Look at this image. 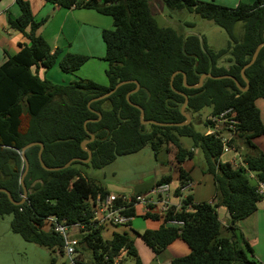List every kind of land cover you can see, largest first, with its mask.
<instances>
[{
    "label": "trees",
    "instance_id": "trees-1",
    "mask_svg": "<svg viewBox=\"0 0 264 264\" xmlns=\"http://www.w3.org/2000/svg\"><path fill=\"white\" fill-rule=\"evenodd\" d=\"M44 1L63 9H92L113 19L114 28L102 32L108 85L81 78L69 84H56L42 78L40 71L50 70L56 64L62 72L75 74L90 57L69 52L60 57L62 50H53L37 33L44 21L35 19L30 3L16 1L20 15L10 19L9 26L23 33L31 43L20 45L21 50L15 55L6 54L5 62L0 65V188L7 189L15 201L22 199L20 179L25 164L21 151L28 144L43 143L44 164L62 167L74 158H88L81 147L91 138L87 131L95 135V140L87 145L92 151L89 164L74 162L69 168L54 172L42 167L40 146L27 149L30 165L25 178L27 201L16 206L0 192V218L12 216L14 233L62 256L64 241L46 219L56 216L70 225L80 223L84 228L77 236V251L79 255L89 253L86 264H113L114 257L123 250H127L125 258L132 257L135 264H143L129 235H116L113 241H106L101 230L91 224L93 204L98 196L104 198L109 192L100 180L87 176L79 166L101 169L119 157L142 151L147 145L157 150L156 140L163 137L179 172V185L191 184L192 178L182 164L192 160L195 150H199L204 155L205 171L214 178L216 193L213 201L203 203H195L188 196L186 203L194 204L193 211L172 217L184 221V225L163 224L146 230L139 234L144 243L156 254L177 239L186 243L190 254L175 258L170 264H263L254 258L248 243L244 248L239 247L235 231L238 223L255 213L264 201L257 192L258 182H264V153L254 143V139L264 135L257 106L258 100H264V48L245 72L249 80L246 92L231 79H206L201 88L188 89L181 73L175 76L173 90L171 77L181 71L187 75L189 85H196L206 73L231 75L246 87L241 70L250 62L256 48L264 43V0L240 3L236 8L199 0H163L169 10L187 9L222 28L229 41L217 51L208 46L205 38L202 47L195 34L184 35L172 27H161L150 0ZM238 23L245 27L242 36L234 31ZM223 59H226L225 65L220 64ZM130 80L140 83V90L130 100L144 109L146 120L184 122L181 108L185 98L179 93L188 96L186 112L191 118L205 108L211 109L206 122L208 129L215 128L211 117L232 110L226 124L230 125L233 119L235 133L229 144L242 153L244 165L239 163L235 167L229 159L222 160V131L207 135L198 132L192 124L184 127L143 125L140 110L127 101V94L136 88L134 83L92 103L91 109L96 113L89 108L93 98L111 91L119 82ZM97 113L101 119L89 122L86 130L85 122L99 119ZM183 138L190 139L192 147H186ZM172 180L171 175H166L157 184ZM221 207L231 213V218H219ZM126 214L136 217V210ZM145 218L158 219L149 215ZM51 264H55L54 258Z\"/></svg>",
    "mask_w": 264,
    "mask_h": 264
},
{
    "label": "rangeland",
    "instance_id": "rangeland-1",
    "mask_svg": "<svg viewBox=\"0 0 264 264\" xmlns=\"http://www.w3.org/2000/svg\"><path fill=\"white\" fill-rule=\"evenodd\" d=\"M150 1L152 3L151 6L153 13L157 17V21L161 27H172L184 35L191 33L197 34L205 38L208 46L215 51L227 46L229 41L227 33L214 22L208 21L202 18L200 15L190 12L187 9L180 12L169 10L165 7L163 0ZM199 1L212 2L219 6L228 8H236L239 5L237 0ZM248 1L249 0H242V3L247 4L245 2ZM34 8L36 7L33 6V9ZM234 31L237 36H242L245 32L244 24L238 23L235 26ZM102 62V60H97L94 63L88 64V69H86V66L80 71L79 75L63 72L66 77L69 76V79L66 80L68 83L65 84H69L80 78L92 81L99 80V78L102 76V73L99 74V69L102 66ZM220 64L225 65L226 59H223ZM56 66L58 71L62 72L59 65L57 64ZM257 106L260 109L261 119L264 124V100H258ZM210 112V108H205L192 116L191 124L198 132L205 133L208 131L206 122L210 117ZM182 142L186 147H192V142L190 139L183 138ZM254 143L258 145L257 147H259L264 153V135L254 139ZM156 145L158 146L157 150H154L151 145H147L142 151L132 155L119 157L113 163L101 169H94L91 166L85 165H81L79 167L87 176L100 180L103 186H105V188L111 193L119 194L125 191L126 194L133 195L135 193H140V191L145 192L148 189L141 190L138 187L153 181L155 182L158 178L160 179L163 175V169H173L171 164L172 157L167 151V143L165 139L163 137H158L156 140ZM205 166L206 163L204 155L199 150L192 160L186 161L184 166L185 170L191 171V178L193 180L191 182L192 189H187L185 194L192 195L195 201L198 203L212 201L216 193L214 178L211 174L205 171ZM172 174L173 180L171 181V187L172 189H176L179 186V173L173 170ZM259 211L262 213H258V215H256L257 213L253 214L248 219V222H250V224L252 222L257 223L258 216L262 217L263 222L261 223L262 225L258 227V230H256L255 224H251V226H253L257 233H259L258 238L260 239L259 241L261 247H258V249L264 253V201L259 203L257 212ZM137 213L140 214V210L136 208V214ZM12 219L13 217L8 215L0 218V264H51L53 258L55 259V264L64 263L65 259L61 257L60 254H54L44 247L27 242L19 234L14 233L11 229ZM138 220H140V222H144L142 218H137L136 221ZM242 224L243 223L239 225L243 226ZM134 225L136 226L137 224ZM107 229L108 230L103 232V235L106 237H111L113 231H119V233H125L126 230L128 231L127 227L121 226L108 227ZM244 230H246L247 233H250L251 235L253 229L249 226V228H245ZM137 243L138 244L135 247L141 261L144 262L149 260V257L145 253L142 246H144L146 250L149 249L143 245L142 241ZM83 255L85 256L84 259L89 260L88 258H90V256L88 252H85ZM154 258H156L155 255L153 256V259ZM150 262L151 261H149V263ZM122 264H135L134 258L126 257Z\"/></svg>",
    "mask_w": 264,
    "mask_h": 264
},
{
    "label": "crops",
    "instance_id": "crops-1",
    "mask_svg": "<svg viewBox=\"0 0 264 264\" xmlns=\"http://www.w3.org/2000/svg\"><path fill=\"white\" fill-rule=\"evenodd\" d=\"M16 1L17 0H0V65H2L5 62L7 56L6 54L15 55L21 50L20 45H30L31 43L30 40L23 33L15 31L11 29L9 26V20L10 19L14 20L20 15V10L18 8ZM27 1L31 5V9L35 19L39 22L44 21L43 25L38 29L37 33L46 39V41L50 44L53 50H56L58 48L62 50L63 53L60 54V57H62V55L68 52L83 54L90 57L87 63L84 66H82L73 75H79L80 71L83 68H85L88 64L94 63L97 60H102L103 61L102 66L99 69L100 70L99 74L102 73V76L99 78V80L96 81L94 80V81L105 86L108 85V79L106 76L108 63L103 59L105 55V45L102 39V32L106 29L114 28L113 19L109 16L99 14L92 9H77V8L63 9L56 5L49 4L44 0H27ZM237 2L238 4H240L242 3V0H237ZM253 2L254 0H249L248 2L245 3L252 4ZM150 4L152 5L151 1ZM33 6L36 8L33 9ZM56 65L50 70L47 71L41 70L40 76L42 78H47L48 80L56 84L68 83L66 82V80L69 79V76L66 77L63 74V72L58 71ZM88 67L89 66H87L86 69H88ZM259 150L261 149L259 148ZM196 153H198V150L195 151V154ZM225 158L229 159L230 161L237 159L236 154L232 152L223 155L222 160H225ZM185 163L186 161L182 164L183 168L185 166ZM171 164L173 166V169L172 168L170 170L168 168L163 169L162 177L166 175H171L173 178V174H172L173 170L178 172L176 168V164L173 161H171ZM187 172L192 177L191 171H187ZM160 179L158 178L155 182L153 181L154 183L151 182L145 185H141L138 188H140L141 190H146V189L150 190V188L154 184H156ZM189 189H192V184L190 185ZM108 192L109 194H114V195L126 194L125 191L119 194L111 193L109 190ZM140 192H144V191H140ZM194 202L198 203L195 201V199ZM137 209L140 210V214L137 213L136 217L129 224L116 225L107 222L101 225L99 229L101 230V235L104 238V240L113 241L116 235L127 234L130 236V238L134 240L135 246H137L138 244L137 242L142 241L143 245H145V247H147L150 250V251L146 250L144 246H142L145 253L149 257V260L144 261L145 264L146 262L148 264L149 261H151L149 264H170V262L173 259L185 257L190 254L191 252L190 248L181 239H177L175 242L169 245L167 249H165L159 254H156L151 248H149L144 243V241L142 240L139 234L149 229L150 230L157 229L160 226H162L164 223L159 219L145 218V216L142 214L143 208L141 206H138ZM257 211L255 212L257 213L256 215H258V213H262L261 211L259 212ZM251 216L247 217L246 219L238 223L237 225L238 229H236L235 231L236 239L238 241L239 247L241 248H244L248 243L253 249L254 258L264 264V253H262L260 249H258V247H261L259 241L260 239L258 238L259 233H257L253 228V226H251V224H255L256 230H258V227L262 225L261 223L263 222V220L261 216H258L257 223L252 222L250 224V222H248V219ZM137 218H142L144 222H140V220L136 221ZM241 223H243L242 224L243 226L239 225ZM134 224L137 225L135 226ZM118 226L127 227L128 231L127 230L126 232L124 231L125 233H119V231H113L111 237H106L103 235V232L105 230H108L107 229L108 227H118ZM249 226L253 229L251 235L250 233H247L246 230H244L245 228H249ZM260 232H261V227H260ZM74 234H78V232H74ZM154 255L156 256V258L153 259ZM60 256L63 257L62 255ZM81 257L83 259L85 258V256L83 255ZM85 261L87 262V259H85Z\"/></svg>",
    "mask_w": 264,
    "mask_h": 264
},
{
    "label": "built area",
    "instance_id": "built-area-1",
    "mask_svg": "<svg viewBox=\"0 0 264 264\" xmlns=\"http://www.w3.org/2000/svg\"><path fill=\"white\" fill-rule=\"evenodd\" d=\"M232 114V110L226 111L219 116L211 117V121L215 128L208 129L207 135L216 134L217 131H224L221 136L223 142V155L228 153H235L236 160L230 161V163L237 167L238 164L244 165L242 162V155L240 151H236L229 144L234 136L235 121L230 120V125L227 115ZM253 176V175H251ZM191 185V184H190ZM189 186H178V190L172 189L171 183L154 184L150 190L140 193L121 194L114 195L108 194L104 198L98 196L96 202L93 204V216L90 219L94 228H99L104 223H112L116 225L129 224L135 217L133 215H127L126 212L136 210L138 206L143 208V215L156 216L161 220L165 226L181 227L184 225V221L172 218L177 214L185 211L186 213L193 211V203H186L188 196L185 194ZM257 192L263 197L264 200V182H258ZM27 201V200H26ZM51 225L56 234L62 237L64 241L63 257L65 259L63 264H86L82 259V255H79L77 248L79 246V240L77 236L84 228V225L78 223L70 225L66 220H60L58 217L53 216L46 219ZM78 232V234H74ZM127 250H123L120 254L113 259V264H122Z\"/></svg>",
    "mask_w": 264,
    "mask_h": 264
},
{
    "label": "water",
    "instance_id": "water-1",
    "mask_svg": "<svg viewBox=\"0 0 264 264\" xmlns=\"http://www.w3.org/2000/svg\"><path fill=\"white\" fill-rule=\"evenodd\" d=\"M195 35H197V34H195ZM197 36L199 37L200 42H201V45H202V47H203V37H201V36H199V35H197ZM262 48H264V43L260 44V45L256 48V50H255V52H254V54H253L252 59L250 60V62H249L248 64H246V65L242 68V70H241V75H242V78L244 79V81L246 82V87H242L241 84L239 83V81H238L236 78H234L233 76H231V75L214 76V75H212V74H210V73H206V74L201 75L198 84H196V85H189V84L187 83V75H186L185 73L181 72V71H177V72H175V73L172 75V77H171V87H172L173 90H175V89H174V85H173V83H174V79H175V76H176L177 74L181 73V74H183V82H184V85H185V87L188 88V89H199V88H201V87L203 86L204 81H205L206 79H214V80L231 79V80H233V81L236 83L237 87H238L242 92H246V91H248V89H249V80L246 78V76H245V72H246V70L249 69L252 65H254V63L256 62V60H257V58H258V56H259V53H260V51L262 50ZM130 83H134V84H136V88H135L133 91H131V92H129V93L127 94V101L129 102V104H130L131 106H133V107H135V108H137V109L140 110V120H141V123H142L143 125H155V126H158V127H184V126H188L189 124H191L192 118H191L190 114H188V113L186 112V108H187V106H188L189 99H188V96H187L186 94H183V93H179V94L183 95L184 98H185V102H184V104H183V106H182V108H181V114H182V115L184 116V118H185V121H184V122H181V123H167V122H158V121H155V120H146V119H145V112H144V109H143L141 106L134 104V103L131 102V100H130V96H131L133 93L138 92V91L140 90V88H141L140 83H139L138 81H134V80L119 82V83L115 86V88H113L111 91L107 92L106 94H104V95H102V96H99V97L93 98V99L88 103L89 108L91 109V104H92V103H94V102H98V101H101V100H104V99L110 97V96H111L112 94H114V93H115L120 87H122V86H124V85H126V84H130ZM91 110H92V109H91ZM92 111L96 113V111H94V110H92ZM97 114L99 115V119H97V120H87V121L85 122V128H86V130H87V124H88L89 122H91V121H99V120L101 119V117H102L101 114H100V113H97ZM87 132L89 133V135H90L91 138H90V140H86V141H84V142L82 143L81 147H82V149H83L84 151H86V152L88 153V158H87L86 160H83V159H80V158H74V159L70 160L66 165H64V166H62V167H48V166H46V165L44 164V162H43V158H42V152H43V149H44V144H43V143H30V144H28L27 146H25V147L23 148V150L21 151V158H22V160H23V162H24V164H25V171H24V173L22 174L21 179H20V184H21V186H22V188H23V196H22V199H21L19 202L15 201V200L12 198L11 193H10L7 189H5V188H0V192L5 193V194L8 196L9 200H10L14 205H16V206L23 205L24 203H26L27 196H28V193H29V192H28V190H27V188H26V186H25V178H26V176H27V174H28V172H29V168H30L29 161H28V159H27V157H26V150L29 149V148H31V147H33V146H37V145L40 146V151H39V160H40V163H41L42 167H43L46 171H49V172L60 171V170H62V169L69 168L74 162H83V163H85V164H89L90 161H91V159H92V151L89 150V149H87V145L95 140V135L92 134V133H90L89 131H87ZM218 214H219V218H220V219H223V218H225V217H227V218H231V213H230L228 210H226L225 208H223V207H221V208L218 210Z\"/></svg>",
    "mask_w": 264,
    "mask_h": 264
}]
</instances>
